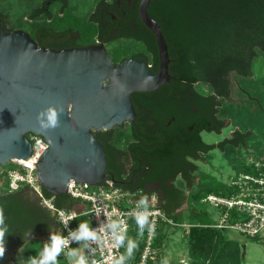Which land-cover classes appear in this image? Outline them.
I'll use <instances>...</instances> for the list:
<instances>
[{"label": "trees", "instance_id": "16d2710c", "mask_svg": "<svg viewBox=\"0 0 264 264\" xmlns=\"http://www.w3.org/2000/svg\"><path fill=\"white\" fill-rule=\"evenodd\" d=\"M148 12L160 25L167 44L170 59L169 77L177 85V94L187 92L188 98L167 99L166 96L172 94L171 88L167 87L168 82L155 90L141 93L144 108L135 101V95L139 93H132L131 98L137 113L136 120L131 122V138L134 139L129 147L132 167L123 182L121 176H112L110 173L104 179L112 180L115 185L125 190L141 189V193L135 197L136 200L143 194L150 197L153 191L146 189L145 185L159 179L158 174H164L168 167L167 153L174 143H182L183 146L192 147L191 151L197 150L199 153H207L215 147L219 149L230 147L232 151L229 161L233 169L237 171L243 169L241 159L238 160L236 157L239 150L234 147H246L248 139L252 136L251 130H237L232 136L216 144L204 142L199 133L201 130L216 132L220 130L222 121H214L213 116L214 112L219 110L218 102L222 99L231 101V76L235 80L239 94L246 100L255 102L256 109L264 107L260 98L264 92L258 85L262 80H256L254 83L250 81L254 76V59L259 51L264 52V0H151ZM147 63L151 65L153 71L157 69L159 63L157 45L154 57L147 59ZM197 83H206L210 91L208 93L198 91L195 88ZM251 96L257 98L258 102L250 98ZM191 107L196 108V114L206 109L212 117L206 116L202 122L195 124L190 138L178 136L165 127V121L170 115L179 110H187L190 113ZM154 115L159 117V125L156 127L162 128L155 133L150 120ZM93 134L96 135V132L93 131ZM111 136H114V141L111 137L106 140H112V143L102 141L108 152L114 151L120 141L119 135L112 133ZM146 158L147 162L144 161ZM112 164L108 155L107 169H111ZM191 170L192 167L184 170L189 191L186 192L173 182L168 185L162 184L161 193L157 196L158 206L176 223H187L184 220V211L188 209L191 219L189 229L196 235L191 250V257L196 264H241L240 242L224 237L218 228L210 226L212 221H203V218L207 217L205 209L196 210V205L199 207L201 198L207 193H226L224 182L212 177H200L199 181H196L197 177L190 173ZM0 190H2L0 207H3L6 223L11 231L6 235L7 240L24 218L25 208L23 202L16 199L20 190L7 192L2 187ZM42 190L46 196L52 195L45 189ZM77 202L67 194L54 195V203L58 207L71 209ZM184 204L187 205L186 209L181 208ZM40 207L42 208L40 211H32L28 218L19 224L23 230L21 242L25 243L14 257L16 264H26V259L34 250L33 241L37 240L41 243L40 247L43 246L44 241L41 239L27 240L30 237L29 233H32L31 236L49 235V225L59 228L57 219L50 215L46 208L41 205ZM81 220H86V216L76 217L71 224L77 225ZM161 227H170L161 225L155 232L154 246L162 252L164 234L160 230ZM128 235L138 241V248L130 259L136 264L144 235L141 236L137 232L133 219L130 220ZM250 239L257 241L254 238ZM59 263L67 264L64 259Z\"/></svg>", "mask_w": 264, "mask_h": 264}, {"label": "water", "instance_id": "95a60500", "mask_svg": "<svg viewBox=\"0 0 264 264\" xmlns=\"http://www.w3.org/2000/svg\"><path fill=\"white\" fill-rule=\"evenodd\" d=\"M150 1L140 0L139 15L156 38L155 72L139 58L114 66L103 45L45 49L25 32H5L0 25V164L27 158L31 143L26 134L32 132L48 143L37 162V178L47 192L66 194L71 179L91 185L103 180L107 158L93 131L133 120L131 93L154 90L169 80L167 44L147 13ZM50 104L63 108L60 126L43 130L36 117ZM242 249L244 256V244Z\"/></svg>", "mask_w": 264, "mask_h": 264}, {"label": "flooded vegetation", "instance_id": "af4514ba", "mask_svg": "<svg viewBox=\"0 0 264 264\" xmlns=\"http://www.w3.org/2000/svg\"><path fill=\"white\" fill-rule=\"evenodd\" d=\"M139 3L140 0H0V25L5 32L14 30L25 32L37 46L45 49L61 50L89 45H103L114 66L128 58L143 59L147 63V59L154 57L155 45L157 44L155 35L141 21ZM149 4L147 6L148 14ZM148 65L151 69V65ZM167 82V87H170L172 91V94L166 96L167 99L187 100V92L178 95L177 85L170 77ZM135 92L139 93L135 95L136 103L142 104L144 108L142 92ZM253 99L256 100V98ZM133 106L136 112L134 103ZM195 111V107H191L190 113L187 110H179L170 115L164 125L172 133L188 139L192 135L195 124L202 122L206 116H211L206 109L197 114ZM192 112L194 114H191ZM213 117L214 121H222L220 129L227 124L226 120L217 116V110L214 112ZM136 118L137 113L133 120L123 122V124H126L124 126L128 133L123 146L116 144L114 151L109 152L108 149L104 148L107 158L104 178L110 173L112 176H121V182H123L130 171L133 162L129 147L134 142V139L131 138V122L135 121ZM150 120L153 133L158 129H162L156 127L159 125L157 115L151 116ZM111 129L94 131L96 132L94 136L101 144L102 141L112 143L114 136H111V134L114 133V127ZM203 131L205 130L199 132L200 136ZM235 131L233 130L232 134ZM108 137H111L112 140H106ZM183 145L182 143L172 144L167 153L169 159H167L168 167L166 171L164 174H158L159 179L145 185L146 189L153 191L151 195L156 198L161 193L160 186L162 184L168 185L170 182L175 184L177 180H181L186 185L184 170L192 167L190 173L194 175V171L198 169L194 160L199 159V151H191L192 147ZM244 148L242 146L234 147V149L240 151ZM108 155L113 162L111 169H107ZM144 161L147 162L148 159L146 158ZM151 167L153 168V166ZM104 178L103 180H106ZM138 190L142 191L141 189ZM18 193L16 199L23 202L25 208L23 219H27L32 211L42 209L37 196L30 188H22ZM184 206L187 207L184 204L181 208L183 209ZM50 215L55 217L52 213ZM23 219L18 223L17 229L6 240V255L17 254L25 243L21 242L23 230L20 225L23 223ZM33 238L45 241L48 240L49 235L30 236L27 240Z\"/></svg>", "mask_w": 264, "mask_h": 264}, {"label": "built area", "instance_id": "2783aa9c", "mask_svg": "<svg viewBox=\"0 0 264 264\" xmlns=\"http://www.w3.org/2000/svg\"><path fill=\"white\" fill-rule=\"evenodd\" d=\"M31 143L30 155L23 158H14L9 165L0 164V187L7 192H14L22 188H30L41 206L52 213L58 221L59 228L67 235L68 228H75L71 222L78 216H86L93 227L101 233L102 243L90 245V251L86 254L93 264H111L113 258L124 251L117 245L111 243V237L105 232L104 225L118 218L127 232L130 229V220L135 214V199L141 191L125 190L110 179H106L95 185L87 182H75L69 180L67 184V195L72 199L83 203L81 208L73 206L71 209L58 207L54 203V195L46 196L37 178V162L48 148V143L42 135L28 132L26 134ZM245 153L241 159L243 169L234 170L224 182L226 193H207L200 203L212 204L218 211L216 221L210 226L218 229H227L239 234L254 238L264 243V148L256 154L248 146L244 148ZM247 151V152H246ZM2 190H0L1 193ZM151 200V221L154 224V233H144L142 237V249L138 254L136 264H161L164 260L163 254L154 246L156 230L161 226L186 227V223H176L168 217L158 206L157 198L150 196ZM67 225V227H66ZM136 239V238H134ZM77 245L73 244L72 247ZM65 253L58 259H64L68 264ZM60 264V263H59ZM128 264H134L129 260Z\"/></svg>", "mask_w": 264, "mask_h": 264}, {"label": "rangeland", "instance_id": "374dc122", "mask_svg": "<svg viewBox=\"0 0 264 264\" xmlns=\"http://www.w3.org/2000/svg\"><path fill=\"white\" fill-rule=\"evenodd\" d=\"M253 70L254 76L250 81L254 83L256 80H262L259 81L260 83H258V85L264 92V52H258L253 62ZM231 81V101L222 99L218 102L219 110L217 111V116L220 119L226 120L227 124L218 132L203 131L201 137L203 141L208 144H216L222 139L230 137L233 130H251L252 136L248 139L247 146L251 151L258 154L262 152L264 148V107L256 109L257 105L255 102L248 101L243 95L239 94L233 76H231ZM195 88L202 93H208L210 91L206 83H197L195 84ZM251 93L253 92L251 91ZM250 98L255 97L251 96ZM260 98L261 102L264 104V93ZM255 101L258 102L257 98ZM243 106H246V108H243ZM124 125L126 124L114 126V134L119 136L122 134L118 142L119 146H123L124 139L127 138L128 134ZM231 151L232 149L226 146L225 149L215 147L207 153H200L199 159L194 160L198 166V169L194 171V175L197 177L196 181H199L200 177H212L222 182L225 181L234 171L229 161ZM244 153V149H241V151L239 150V154L236 156L238 160L243 159ZM6 164L9 165L10 163L7 162ZM175 185L181 186L186 192L189 191L188 187L181 180H177ZM202 208L207 211V217L203 218V221H216L218 211L214 205L200 204L199 207L196 205V210L201 211ZM183 209H186V207L184 206ZM184 216V220L187 222L186 227L178 225L174 228L161 227L160 229L164 234V245L161 253L164 258L168 260V264H196L191 257V250L196 235H193L189 229L191 226V224H189L191 219L188 215V209L184 211ZM219 230L224 237L237 239L240 242L241 264H264V243L251 240L233 230L223 228ZM243 244L245 245L244 256H242ZM32 245L34 249L32 255H35L39 251V248H41V243L36 240L32 242ZM15 256L16 254L14 253L8 255L5 253L4 258L0 260V264H16L14 261Z\"/></svg>", "mask_w": 264, "mask_h": 264}, {"label": "clouds", "instance_id": "9594fccd", "mask_svg": "<svg viewBox=\"0 0 264 264\" xmlns=\"http://www.w3.org/2000/svg\"><path fill=\"white\" fill-rule=\"evenodd\" d=\"M63 112L62 107L49 105L37 114V122L41 129H55L60 126V115ZM151 200L147 194H143L136 202L135 221L137 232L144 235L154 233L155 227L151 221ZM67 227V225H66ZM105 232L112 238L118 248L124 249L118 256L112 259L111 264H128L133 258L138 248V241L130 238L128 232L119 219H113L104 225ZM49 238L43 243L42 248L35 254L26 259V264H59V257L65 253L68 258V264H93L92 260L86 254L90 251V245H99L102 243L101 233L93 227L90 220H81L75 228H68L67 235L60 228L48 226ZM11 231L6 223L3 207H0V260L4 258L6 252V235ZM32 233H29L31 236ZM77 245L72 247V245ZM161 264H168L164 259Z\"/></svg>", "mask_w": 264, "mask_h": 264}, {"label": "crops", "instance_id": "0c3cea01", "mask_svg": "<svg viewBox=\"0 0 264 264\" xmlns=\"http://www.w3.org/2000/svg\"><path fill=\"white\" fill-rule=\"evenodd\" d=\"M74 206L77 207V208H81L83 206V203L77 202V203L74 204Z\"/></svg>", "mask_w": 264, "mask_h": 264}]
</instances>
